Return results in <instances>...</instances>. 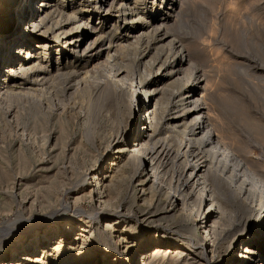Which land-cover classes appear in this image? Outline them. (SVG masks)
<instances>
[{
	"label": "bare ground",
	"instance_id": "obj_1",
	"mask_svg": "<svg viewBox=\"0 0 264 264\" xmlns=\"http://www.w3.org/2000/svg\"><path fill=\"white\" fill-rule=\"evenodd\" d=\"M128 1L0 0V102L21 136L41 140L38 181L10 186L4 174L7 193L20 190L0 203L2 214L16 206L0 224V264H264V174L214 131L201 81L172 80L184 63L167 36L177 0H149L150 11ZM140 41L171 60L154 66L149 46L135 70L127 53ZM69 106L83 133L57 166ZM230 197L251 218L241 229Z\"/></svg>",
	"mask_w": 264,
	"mask_h": 264
},
{
	"label": "rangeland",
	"instance_id": "obj_2",
	"mask_svg": "<svg viewBox=\"0 0 264 264\" xmlns=\"http://www.w3.org/2000/svg\"><path fill=\"white\" fill-rule=\"evenodd\" d=\"M128 2L132 3V0ZM137 4L140 8H149V11L153 8L149 0L146 3L138 0ZM155 5L157 10L163 9L160 0H156ZM176 5L166 19L167 36L174 39V45L182 51L184 63L181 73H177L172 80L181 82L179 90L185 87L186 81H201L199 91L204 95L203 111L212 119L210 122L214 131L217 130L219 138L228 148L244 157L257 172L264 174V0H177ZM93 18L97 22V17ZM115 20L109 18L105 28ZM133 47H129L127 59L137 70L141 67L140 57L144 48L152 53L155 49L150 43L142 41ZM168 50L165 45L154 52V56L150 52L147 58L153 56L154 66L161 60L168 63L173 54ZM172 102L173 99L170 105ZM2 104L0 102V203L8 198L16 200L20 190V186H16L8 194L4 174L13 178L9 180L10 184L7 183L10 186L18 177L32 182L38 179L35 166L39 153L37 149L41 145L40 132L34 133L26 127L21 136L22 119H8ZM78 112L76 106H69L59 115L58 120L63 123L69 139L57 166L68 161L74 142L83 133L82 115ZM50 130L49 140L55 134V128ZM31 134L35 137L34 142L28 144L21 140L24 135ZM49 140L44 144V156L48 157L52 156ZM18 155L29 158L27 167H31H26V171L21 170ZM30 189L32 191L28 192V196L34 193L35 187ZM230 199L227 206L231 222L234 228L241 229L242 225L251 222V218L244 213L243 204L234 202L232 197ZM8 212H3L4 215L0 213V224L12 220L16 206L13 205Z\"/></svg>",
	"mask_w": 264,
	"mask_h": 264
}]
</instances>
